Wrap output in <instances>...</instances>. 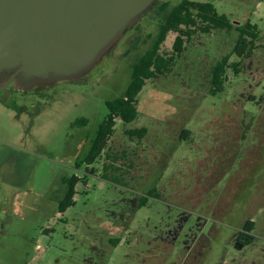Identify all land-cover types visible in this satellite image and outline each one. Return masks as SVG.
I'll list each match as a JSON object with an SVG mask.
<instances>
[{
  "label": "rangeland",
  "instance_id": "obj_1",
  "mask_svg": "<svg viewBox=\"0 0 264 264\" xmlns=\"http://www.w3.org/2000/svg\"><path fill=\"white\" fill-rule=\"evenodd\" d=\"M162 1L80 75L0 92V264H264V46L240 73L226 70L222 91H209L211 67L231 50L235 30L196 34L170 72L146 81L137 118H116L101 156L76 165L106 101L126 89ZM210 1L233 22L256 23L264 44V0ZM174 37L170 31L160 52L171 53ZM142 126L141 139L123 131ZM105 164L117 168L108 177ZM86 167L95 172L58 212L64 178L82 177ZM247 219L255 239L237 249Z\"/></svg>",
  "mask_w": 264,
  "mask_h": 264
},
{
  "label": "water",
  "instance_id": "obj_2",
  "mask_svg": "<svg viewBox=\"0 0 264 264\" xmlns=\"http://www.w3.org/2000/svg\"><path fill=\"white\" fill-rule=\"evenodd\" d=\"M154 2L0 0V73L12 72L5 84L14 76L33 81L80 75ZM235 247L243 244L236 240Z\"/></svg>",
  "mask_w": 264,
  "mask_h": 264
},
{
  "label": "trees",
  "instance_id": "obj_3",
  "mask_svg": "<svg viewBox=\"0 0 264 264\" xmlns=\"http://www.w3.org/2000/svg\"><path fill=\"white\" fill-rule=\"evenodd\" d=\"M155 4V3H154ZM157 4V3H156ZM156 29L148 34V46L138 54L131 63L130 81L123 94L114 99L106 101L107 113L98 126L95 137L91 140L89 150L84 157L77 161L81 163L93 164L101 156L107 141L114 132L116 118H120L124 124L130 123L137 118V94L141 91L147 80L155 79L171 71L176 57H180L184 52L185 45L196 34H206L214 29L235 30L237 37L231 50L217 59L211 67L210 72V93L215 94L224 89L225 74L227 69H232L234 74L243 71L244 58L252 55L259 46H264L261 42V31L256 23L250 19L244 22H233L225 13L218 12L214 3L210 0H180L175 4L170 1L158 3ZM174 32L175 37L172 42L170 54L160 52V46L164 43L169 32ZM261 43V44H260ZM238 57L236 61H230V57ZM81 125L86 123V119L76 121ZM124 133L130 138L141 139L147 134L146 127L124 128ZM185 133L189 131L184 130ZM109 157L110 155L107 154ZM113 159H116L113 157ZM103 177H108L110 168L117 169L112 165L105 164ZM95 168L86 167L84 176L71 175L64 178V191L58 201V212H63L74 203L75 185L79 180H86L87 173H94ZM148 195L157 196L155 189L148 191ZM147 198L144 196L139 202V206L144 205ZM254 222L247 219L242 229L237 234V240L245 245H249L255 239L252 231ZM119 238L110 239L115 245L119 243ZM225 264V263H221Z\"/></svg>",
  "mask_w": 264,
  "mask_h": 264
},
{
  "label": "flooded vegetation",
  "instance_id": "obj_4",
  "mask_svg": "<svg viewBox=\"0 0 264 264\" xmlns=\"http://www.w3.org/2000/svg\"><path fill=\"white\" fill-rule=\"evenodd\" d=\"M11 71H4L0 73V85L5 84L6 80L8 77L11 75ZM30 80L27 79L26 77H19V76H14L12 80H10L7 84L4 85V90L0 91L3 92L5 90H11L14 87H22V86H27V87H34L32 82H29ZM237 240V237H236Z\"/></svg>",
  "mask_w": 264,
  "mask_h": 264
},
{
  "label": "built area",
  "instance_id": "obj_5",
  "mask_svg": "<svg viewBox=\"0 0 264 264\" xmlns=\"http://www.w3.org/2000/svg\"><path fill=\"white\" fill-rule=\"evenodd\" d=\"M36 247L38 248L39 246L37 245Z\"/></svg>",
  "mask_w": 264,
  "mask_h": 264
}]
</instances>
